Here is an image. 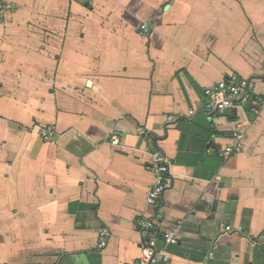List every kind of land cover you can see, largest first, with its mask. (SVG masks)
<instances>
[{
  "label": "crops",
  "instance_id": "crops-1",
  "mask_svg": "<svg viewBox=\"0 0 264 264\" xmlns=\"http://www.w3.org/2000/svg\"><path fill=\"white\" fill-rule=\"evenodd\" d=\"M0 3V264H136L145 218L164 264H264V109L205 111L233 75L264 99V0ZM155 149L174 187L149 207Z\"/></svg>",
  "mask_w": 264,
  "mask_h": 264
},
{
  "label": "built area",
  "instance_id": "built-area-1",
  "mask_svg": "<svg viewBox=\"0 0 264 264\" xmlns=\"http://www.w3.org/2000/svg\"><path fill=\"white\" fill-rule=\"evenodd\" d=\"M14 8L11 4L0 3V13L12 11ZM139 34L143 39H148L151 35L150 27L142 24L139 28ZM206 104L205 111L208 114L224 115L230 110L238 108H251L253 112L264 109V99L260 98L255 92V82L246 80L237 75L231 76L227 80H222L215 86L205 92ZM192 115L195 113L192 112ZM175 119L169 117L168 121L173 122ZM41 139L44 142L55 141L58 133L54 127L44 128L40 131ZM234 143L220 152L219 156L228 159L235 153H240L244 149V135L241 131L233 133ZM112 144L118 145L119 138L113 136ZM152 164L151 172L154 183L148 192L146 203L149 207H157L161 204L165 195L174 187L172 180L171 162L169 157L160 149H155L151 153ZM139 227L144 234L145 239L142 244V256L136 264H164L166 256L164 251L159 248V243L164 246H170L178 243L173 233H161L156 226V221L145 218L139 222ZM226 231H231L228 226ZM162 234V235H161ZM111 239V233L108 228H102L98 233L97 248L104 250L107 248Z\"/></svg>",
  "mask_w": 264,
  "mask_h": 264
}]
</instances>
